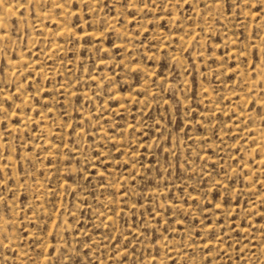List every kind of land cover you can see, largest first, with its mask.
Here are the masks:
<instances>
[{"label": "rangeland", "instance_id": "374dc122", "mask_svg": "<svg viewBox=\"0 0 264 264\" xmlns=\"http://www.w3.org/2000/svg\"><path fill=\"white\" fill-rule=\"evenodd\" d=\"M0 18V264H264V0Z\"/></svg>", "mask_w": 264, "mask_h": 264}, {"label": "bare ground", "instance_id": "6f19581e", "mask_svg": "<svg viewBox=\"0 0 264 264\" xmlns=\"http://www.w3.org/2000/svg\"><path fill=\"white\" fill-rule=\"evenodd\" d=\"M32 1H36V0H32ZM11 10V9H10ZM7 12V11H6ZM8 13V12H7ZM3 21H2V18H0V26H3ZM61 31H64L63 28H61ZM262 42H264V36L262 37ZM255 141L256 142H264V135H261V136H257L255 138ZM260 144V143H258Z\"/></svg>", "mask_w": 264, "mask_h": 264}]
</instances>
